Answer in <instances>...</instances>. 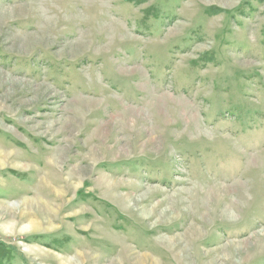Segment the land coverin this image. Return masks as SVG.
Instances as JSON below:
<instances>
[{
  "label": "rangeland",
  "instance_id": "374dc122",
  "mask_svg": "<svg viewBox=\"0 0 264 264\" xmlns=\"http://www.w3.org/2000/svg\"><path fill=\"white\" fill-rule=\"evenodd\" d=\"M0 158V264H264V0H0Z\"/></svg>",
  "mask_w": 264,
  "mask_h": 264
},
{
  "label": "bare ground",
  "instance_id": "6f19581e",
  "mask_svg": "<svg viewBox=\"0 0 264 264\" xmlns=\"http://www.w3.org/2000/svg\"><path fill=\"white\" fill-rule=\"evenodd\" d=\"M3 157V156H2ZM1 159V158H0ZM27 225H29L28 226V228H34L35 227V223L33 222V221H30V223H28ZM25 228V227H24Z\"/></svg>",
  "mask_w": 264,
  "mask_h": 264
}]
</instances>
